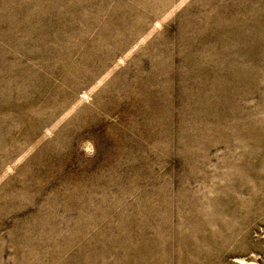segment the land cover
Here are the masks:
<instances>
[{"label":"rangeland","instance_id":"rangeland-1","mask_svg":"<svg viewBox=\"0 0 264 264\" xmlns=\"http://www.w3.org/2000/svg\"><path fill=\"white\" fill-rule=\"evenodd\" d=\"M0 264H264V0H0Z\"/></svg>","mask_w":264,"mask_h":264}]
</instances>
